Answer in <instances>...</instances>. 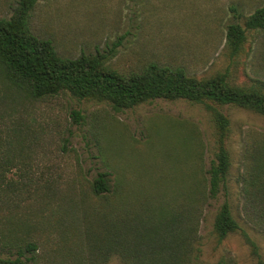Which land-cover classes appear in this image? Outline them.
<instances>
[{
  "label": "rangeland",
  "instance_id": "rangeland-1",
  "mask_svg": "<svg viewBox=\"0 0 264 264\" xmlns=\"http://www.w3.org/2000/svg\"><path fill=\"white\" fill-rule=\"evenodd\" d=\"M17 4L0 0V17L9 18ZM263 5L264 0H38L29 27L49 39L59 56L99 51L121 73L155 63L182 67L197 78L227 73L232 83L248 85L264 83V31H248L243 52L231 59L226 29L234 22L243 25V18ZM221 110L230 120L231 169L226 192L204 207L200 262L256 264L238 233L220 244L215 240L213 219L227 200L264 264V232L254 218L251 223L245 218L241 190L246 139L253 132L255 141L262 140L264 118L232 106ZM213 140V123L200 105L156 99L115 112L107 103L67 93L35 100L0 70V257L13 259L32 242L34 264H91L82 212L73 206L95 203L88 183L99 173L116 178L118 172L130 199L170 197L185 186V173L199 168L206 176ZM85 218L88 226L95 221L92 208ZM98 264L122 262L111 257Z\"/></svg>",
  "mask_w": 264,
  "mask_h": 264
},
{
  "label": "trees",
  "instance_id": "trees-1",
  "mask_svg": "<svg viewBox=\"0 0 264 264\" xmlns=\"http://www.w3.org/2000/svg\"><path fill=\"white\" fill-rule=\"evenodd\" d=\"M37 2L18 0L9 18L0 17V70L29 97L41 100L67 93L76 99L107 103L115 112L156 99L183 100L202 106L214 127V154L206 176L199 168L185 173V186L169 193L170 197L164 194L140 202L136 199L140 195L133 194L130 199L127 193L131 190L123 185L118 172L116 178L108 172L99 173L88 183L95 203L85 205L81 200L73 204L82 212L85 257L91 264L111 257H118L122 264H201L204 207L209 199L226 192L231 169L226 145L230 120L221 107H236L264 118V83L237 85L230 81L229 74L221 72L197 78L182 67L155 63L121 73L110 68L107 56L99 51L82 53L77 58L61 57L49 39L39 38L30 30L29 18ZM243 19V25L234 22L226 29L225 43L231 59L243 52L248 31H264V5ZM74 114L81 118L78 112ZM248 134L241 176L243 212L247 221L251 223L254 218L264 232V134L258 135L261 141L254 140L257 134ZM89 208L95 221L88 226L85 211ZM212 233L217 244L238 233L256 264H263L257 243L241 228L227 200L215 213ZM36 251L34 243H26L24 249L16 251L15 258L0 257V264H34ZM25 253L30 256L25 257ZM78 254L83 259L82 252ZM215 264L229 263L221 258Z\"/></svg>",
  "mask_w": 264,
  "mask_h": 264
}]
</instances>
